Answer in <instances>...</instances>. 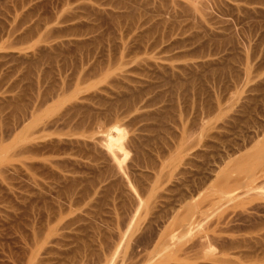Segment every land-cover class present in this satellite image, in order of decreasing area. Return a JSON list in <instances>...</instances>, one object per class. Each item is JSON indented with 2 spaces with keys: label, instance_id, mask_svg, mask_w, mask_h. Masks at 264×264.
<instances>
[{
  "label": "rangeland",
  "instance_id": "374dc122",
  "mask_svg": "<svg viewBox=\"0 0 264 264\" xmlns=\"http://www.w3.org/2000/svg\"><path fill=\"white\" fill-rule=\"evenodd\" d=\"M33 115L45 138L22 142ZM115 126L120 172L102 145ZM250 187L264 192V0H0V264H264V198L225 199Z\"/></svg>",
  "mask_w": 264,
  "mask_h": 264
},
{
  "label": "bare ground",
  "instance_id": "6f19581e",
  "mask_svg": "<svg viewBox=\"0 0 264 264\" xmlns=\"http://www.w3.org/2000/svg\"><path fill=\"white\" fill-rule=\"evenodd\" d=\"M121 127H122V126H121ZM121 127H116V126H115L113 132H112V131H111V132L109 131L110 133H109V134L106 133L107 136H104V137H105L104 140H103L104 143L102 144V142H101V144L106 148V150H107L109 156H111L112 159L116 162V164H115L114 161H113V163H114L115 165H117V169L119 170V171H117V172H120V171H122V170L125 171V169H123V164L126 163L125 161H127V157H128V155H129V154H128V151H129V150L127 151V149H128V145H129V144L127 145V143L125 144L124 141H123V139L126 138V137H125L126 134L124 133V130H123V129H120ZM21 129H22V131H21V135H20V134H19V135H20V139L22 140V142H27V141H29L30 139H31V141H33V140H36L37 138H40V137L44 140L45 137H44L43 135H41L40 137H39V136L37 137L36 134H38V133H43V134H45L44 132H46V131L48 130V125L45 124V122H43L41 116H39V115H33V116H32V120H31V122H29L28 124H26L25 126H23V128L21 127ZM112 130H113V129H112ZM34 135H36V136H35L36 138H33ZM59 135H60V134H59ZM124 137H125V138H124ZM61 139H62V137H61ZM100 139H101V138H100ZM102 139H103V138H102ZM127 139H128V138H127ZM38 140H39V139H38ZM63 140H64V139H63ZM36 141H37V140H36ZM54 141H55V140H54ZM54 141H53V143H54ZM132 141H133V139H132ZM40 142H42V141H40ZM34 143H35V142H34ZM44 143H46V142H44ZM47 143H48V142H47ZM27 144H28V143H27ZM38 144L40 145V143H38ZM59 144H60V143H59ZM25 145H26V143H25ZM43 145H44V144H43ZM47 146H48V144H47ZM130 146H131V145H129V147H130ZM26 147H27V146H26ZM34 147H35V146H34ZM104 147H103V148H104ZM132 147H134V145H133ZM140 147H141V146H140ZM35 148H36V147H35ZM38 148H39V147H38ZM47 148H48V147H47ZM105 148H104V149H105ZM142 148H143V147H141V149H142ZM189 148H190V147H189ZM27 149H29V148H27ZM40 149H41V148H40ZM44 149H45V148H44ZM136 149H138V148H136ZM141 149H140V150H141ZM29 150H30V149H29ZM32 150H33V149H32ZM35 150H36V149H35ZM58 150H59V149H58ZM186 150H187V149H186ZM188 150H189V149H188ZM27 151H28V150H26V152H27ZM30 151H31V150H30ZM41 151H44V150H41ZM46 151H47V150H46ZM130 151H131V150H130ZM136 151H137V150H136ZM143 151L146 152V150H143ZM143 151H142V152H143ZM181 151H182V150H181ZM49 152H50V151H49ZM57 152H58V151H57ZM57 152H56V153H57ZM137 152H138V151H137ZM182 152H183V151H182ZM184 152H185V151H184ZM30 153H31V152H30ZM37 153H39V152H37ZM47 153H48V152H47ZM50 153H51V152H50ZM138 153H139V152H138ZM138 153H137V154H138ZM260 153H262V152H260ZM39 154H40V153H39ZM45 154H46V153H45ZM54 154H55V152H54ZM139 154H140V153H139ZM184 154H185V153H184ZM255 154H256V153H255ZM255 154H254L253 156H254V157H257L258 154H257L256 156H255ZM35 155H36V154H35ZM56 155H57V154H56ZM58 155H59V154H58ZM134 155H135V154H134ZM182 155H183V154H182ZM259 155H261V154H259ZM39 156H40V155H39ZM141 156H142V155H141ZM131 157H132V156H131ZM150 157H151V155H150ZM250 157H251V156H250ZM254 157H253V159H255ZM139 158H140V157H139ZM141 158H143V156H142ZM260 158H261V159L255 163V168H253V169H250V168H249L250 170H249V171L247 170V171L251 174L250 177H254V176L256 175V173H257L258 170L261 171L260 168H261V166H262V165H261V164H262L261 161H262V158H263V157H260ZM129 159H130V158H129ZM129 159H128V160H129ZM137 159H138V158H137ZM137 159H136V160H137ZM143 159H146V158H143ZM151 159H152V158H151ZM153 159H154V158H153ZM172 159H173V158H172ZM244 159H245V158H244ZM63 160H64V159H63ZM131 160H132V159H131ZM146 160H148V159H146ZM149 160H150V159H149ZM249 160H250V159H249ZM50 161H52V160H50ZM53 161H54V160H53ZM56 161H58V160H56ZM70 161H71V160H70ZM73 161H75V160H73ZM134 161H135V160H134ZM137 161H139V160H137ZM143 161H145V160H143ZM152 161H154V160H152ZM189 161H190V160H189ZM68 162H69V161H68ZM131 162H132V161H131ZM191 162H192V161H191ZM243 162H244V161H243ZM52 163H53V162H52ZM66 163H67V161H66ZM80 163H81V162H80ZM141 163H142V162H141ZM141 163H140V164H141ZM149 163H151V162L149 161ZM152 163H153V162H152ZM152 163H151V164H152ZM184 163H185V161H184ZM184 163H183V164H184ZM188 163H189V162H188ZM244 163H245V162H244ZM248 163H249V162H248ZM27 164H28V163H27ZM49 164H50V163H49ZM127 164H129V163H127ZM137 164H138V163H137ZM140 164H139V165H140ZM146 164H147V163H146ZM158 164H159V163H158ZM191 164H192V163H191ZM240 164H241V162H240ZM250 164H251V163H250ZM250 164H249V165H250ZM47 165H48V164H47ZM54 165H56V164L54 163ZM54 165L52 164L53 167H55ZM58 165H59V164H58ZM58 165H56V166H58ZM73 165H74V164H73ZM130 165H131V164H130ZM139 165H138V166H139ZM189 165H190V164H189ZM245 165H247V164H245ZM249 165H248V166H249ZM25 166H26V165H25ZM50 166H51V165H50ZM50 166H49V167H50ZM66 166H67V165H66ZM75 166H76V165H75ZM142 166H143V163H142ZM145 166H146V165H145ZM161 166H163V165H161ZM184 166H185V165H184ZM192 166H193V165H192ZM192 166H191V167H192ZM238 166L241 167L242 165H238ZM78 167H80V166H78ZM114 167H116V166H114ZM149 167H151V166H149ZM155 167H156V166H155ZM157 167H158V166H157ZM157 167H156V168H157ZM165 167H166V166H165ZM186 167H187V166H186ZM189 167H190V166H189ZM189 167H188V168H189ZM243 167H244V166H243ZM243 167H242V169H244ZM27 168H28V167H27ZM56 168H57V167H56ZM59 168H61V167L59 166ZM59 168H57V169L60 170ZM69 168H70V167H69ZM75 168H76V167H75ZM126 168H127V167H126ZM133 168H134V167H133ZM136 168H137V167H136ZM138 168H139V167H138ZM138 168H137V169H138ZM156 168H155V169H156ZM181 168H182V167H180V169H179L180 171H181ZM233 168H235V166H234ZM31 169H32V167H31ZM31 169H30V170H31ZM63 169H65V168L63 167ZM67 169H68V168H67ZM117 169H116V170H117ZM127 169H128V168H127ZM146 169H147V168H146ZM152 169H153V168H152ZM237 169H238V168H237ZM239 169H240V168H239ZM257 169H258V170H257ZM68 170H69V169H68ZM68 170H67V171H68ZM134 170H135V169H134ZM141 170H143V169H141ZM186 170H187V169H186ZM192 170H193V169H192ZM235 170H236V169H235ZM240 170H241V169H240ZM240 170H239V171H240ZM256 170H257V171H256ZM75 171H76V170H75ZM77 171H78V170H77ZM128 171H129V170H128ZM138 171H139V170H138ZM138 171H137V173H138ZM167 171H168V170H167ZM187 171H188V170H187ZM189 171H190V170H189ZM193 171H194V170H193ZM239 171H238V172H239ZM24 172H25V171H24ZM64 172H66V170H65ZM130 172H131V171H130ZM159 172H160V171H159ZM159 172H157V173H159ZM178 172H179V171H178ZM185 172H186V171H185ZM191 172H192V171H191ZM58 173H59V172H58ZM74 173H75V172H74ZM79 173H80V172H79ZM127 173H128V172H127ZM161 173H162V172H161ZM193 173H194V172H193ZM243 173H244V172H243ZM23 174H24V173H23ZM25 174H26V173H25ZM72 174H73V173H72ZM128 174H129V173H128ZM132 174H133V173H132ZM132 174H131V175H132ZM139 174H140V173H139ZM145 174H146V173H145ZM179 174H180V173H179ZM179 174H178V175H179ZM189 174H191V173H189ZM36 175H37V172H36ZM53 175H54V174H53ZM57 175H59V174H57ZM79 175H80V174H79ZM79 175H78V176H79ZM118 175H120V174H118ZM122 175H123V174H122ZM131 175H130V176H131ZM140 175H142V174H140ZM140 175L138 176L137 179L140 178ZM143 175H144V174H143ZM165 175H166V174H165ZM184 175H186V174H184ZM226 175H228V177H229V175L231 176L232 174H226ZM226 175H225V176H226ZM257 175H259V174H257ZM23 176H24V175H23ZM127 176H128V175H127ZM130 176H129V177H130ZM134 176H135V174H134ZM146 176H147V177L150 176V173H149L148 175H146ZM146 176H143V177H146ZM151 176H152V175H151ZM153 176H154V175H153ZM153 176H152V177H153ZM163 176H164V175H163ZM176 176H177V174H176ZM181 176H182V175H181ZM232 176H233V175H232ZM242 176H243V175H242ZM50 177H51V176H50ZM50 177H49V178H50ZM52 177H53V176H52ZM80 177H81V175H80ZM118 177H119V176H118ZM121 177H125V176H121ZM121 177H120V178H121ZM131 177H132V176H131ZM131 177H130V178H131ZM143 177H141V179H142ZM157 177H158V176H157ZM168 177H169V176H168ZM174 177H175V176H174ZM184 177H185V176H184ZM192 177H193V176H192ZM222 177H223V176H222ZM60 178H61V177H60ZM66 178H67V177H66ZM74 178H75V177H74ZM120 178H119V179H120ZM135 178H136V177H135ZM150 178H151V177H150ZM153 178H154V177H153ZM186 178H188V177H186ZM189 178H190V177H189ZM226 178H227V177H226ZM238 178H240V177H238ZM29 179H30V178H29ZM29 179H28V180H29ZM51 179H52V178H51ZM57 179H58V178H57ZM76 179H79V178H76ZM96 179H98V178H96ZM107 179H108V176H107ZM122 179H123V178H122ZM122 179H121V182H122V181H125V180H122ZM145 179H146V178H145ZM147 179H148V178H147ZM233 179H234V178H233ZM242 179H243V178H242ZM34 180H35V179H34ZM98 180H99V179H98ZM154 180H155V179H154ZM178 180H179V178H178ZM182 180H183V179H182ZM191 180H192V179H191ZM191 180H190V182H191ZM197 180H198V179H196V182H198ZM237 180H238V179H237ZM53 181H54V180H53ZM77 181H79V180H77ZM100 181H101V180H100ZM135 181H136V179H135ZM141 181H142V180H141ZM141 181H140V182H141ZM146 181H147V180H146ZM155 181H156V180H155ZM155 181H154V182H155ZM192 181H194V180H192ZM225 181H226V180H225ZM225 181H224V182H225ZM248 181H249V180H248ZM34 182H35V181H34ZM36 182H37V181H36ZM56 182H57V181H56ZM75 182H76V181H75ZM94 182H95V180H94ZM97 182H98V181H97ZM97 182H96V183H97ZM105 182H106V181H105ZM130 182H132V181H130ZM137 182H138V181H137ZM163 182H164V181H163ZM179 182H181V180H180ZM206 182H207V180H206ZM221 182H222V181H221ZM237 182H238V181H237ZM250 182H251V181H250ZM92 183H93V182H92ZM110 183H111V182H110ZM125 183H126V181H125ZM133 183H134V182H133ZM135 183H136V182H135ZM146 183H147V182H146ZM146 183H145V184H146ZM182 183H183V181H182ZM211 183H212V182H211ZM218 183H219V182H218ZM242 183H244V182H242ZM242 183H241V184H242ZM34 184H35V183H34ZM47 184H48V183H47ZM123 184H124V182H123ZM138 184L140 185L139 182L137 183V185H138ZM141 184H142V182H141ZM151 184H152V183H151ZM159 184H160V183H159ZM188 184H189V183H188ZM191 184H192V183H191ZM193 184H194V183H193ZM203 184H204V183H203ZM241 184H240V185H241ZM24 185H25V184H24ZM93 185H94V184H93ZM108 185H109V184H107L106 186H108ZM110 185H111V184H110ZM116 185H117V184H116ZM131 185H132V184H131ZM147 185H148V184H147ZM175 185H176V184H175ZM91 186H92V184H91ZM101 186H102V185H101ZM184 186H185V185H184ZM225 186H226V185H225ZM229 186H230V185H229ZM237 186H238V185H237ZM247 186H249V185H247ZM24 187H25V186H24ZM93 187L96 188L97 186H96V187H95V186H92V188H93ZM109 187H110V186H109ZM109 187H108V188H109ZM124 187H125V186H124ZM129 187H130V185H129ZM129 187H128V188H129ZM136 187H137V186H136ZM136 187H135V189H136ZM139 187H140V186H139ZM139 187H138V188H139ZM157 187H158V186H157ZM185 187H187V186H185ZM188 187H189V186H188ZM190 187H191V186H190ZM192 187H193V186H192ZM194 187H195V186H194ZM239 187H240V186H239ZM257 187H258V186H257ZM257 187H250L249 189H246V190H244V191H242V192H239V193H236V194H233V193H235V192H232L233 190L230 191V192L225 191L226 193L229 194V196H228V194H227V197L225 198V199L228 200V201H226V202L228 203V202L232 201V202L235 204L236 201H240L241 203H245L246 201H251V200H252V201H251V203H252L254 199H258V198H259V199H262V198H264V192H263V191H257V190H258ZM92 188H89V189L91 190ZM94 188H93V189H94ZM108 188H107V189H108ZM133 188H134V187H133ZM150 188H151V187H150ZM182 188H183V187H182ZM198 188H199V187H198ZM202 188H203V187H202ZM226 188H227V187H225V189H226ZM116 189H117V188H116ZM142 189H143V187H142ZM144 189H145V186H144ZM147 189H148V188H147ZM180 189H181V188H180ZM180 189H179V190H180ZM184 189H185V188H184ZM90 190H88V191H90ZM98 190H99V188H98ZM102 190H103V189H102ZM105 190H106V189H105ZM127 190H128V189H127ZM131 190H132V188H131ZM131 190H130V191H131ZM138 190L140 191L141 188L138 189ZM145 190H146V189H145ZM168 190H169V189H168ZM192 190H193V188H192ZM195 190H196V189H195ZM91 191H94V190H91ZM116 191H117V190H116ZM128 191H129V190H128ZM139 191H138V192H139ZM153 191H154V190H153ZM170 191H171V189H170ZM173 191H174V190H173ZM176 191H177V189H176ZM212 191H213V190H212ZM131 192H132V191H131ZM142 192H143V191H142ZM163 192H164V191H163ZM179 192H180V191H179ZM181 192H183V191H181ZM184 192H185V190H184ZM209 192H210V191H209ZM213 192H214V191H213ZM231 192H232V193H231ZM90 193H91V192H90ZM92 193H93V192H92ZM132 193H133V192H132ZM134 193H135V192H134ZM139 193H140V192H139ZM145 193H146V192H145ZM160 193H161V192H160ZM160 193H159V194H160ZM169 193H170V192H169ZM191 193H194V192H191ZM191 193H190V194H191ZM210 193H212V192H210ZM220 193H221V192H220ZM220 193H219L218 195H220ZM230 193H231V194H230ZM97 194H98V193H97ZM97 194H96V195H97ZM141 194H142V193H141ZM163 194H166V193H163ZM175 194H176V193H175ZM177 194H178V192H177ZM183 194H184V193H183ZM86 195H87V194H86ZM94 195H95V194H94ZM98 195H99V194H98ZM144 195H145V194H144ZM147 195H149V194L147 193ZM160 195L162 196V194H160ZM169 195H170V194H169ZM186 195H188V194H186ZM221 195H222V194H221ZM91 196H92V195H91ZM116 196H117V194H116ZM132 196H133V194H132ZM138 196L140 197L139 194H138ZM156 196H157V195H156ZM180 196H181V195H180ZM180 196H179V197H180ZM197 196H198V195H197ZM202 196H203V195H202ZM87 197H88V195H87ZM89 197H90V196H89ZM143 197H144V196H143ZM143 197H142V198H143ZM167 197H168V195H167ZM171 197H172V196H171ZM173 197H174V196H173ZM173 197H172V198H173ZM185 197H186V196H185ZM187 197H188V196H187ZM133 198H134V197H133ZM142 198H141V199H142ZM162 198H163V197H162ZM164 198H166L165 195H164ZM182 198H183V197H182ZM210 198H211V197H210ZM210 198H208V199H210ZM139 199H140V198H139ZM141 199H140V201H141ZM155 199H156V198H155ZM159 199H160V198H159ZM177 199H178V198H177ZM180 199H181V198H180ZM187 199H189V198H187ZM220 199H221V198H220ZM220 199H219V200H220ZM94 200H95V198H94ZM100 200H102V199H100ZM165 200H166V199H165ZM170 200H171V199H170ZM205 200H207V199H205ZM219 200H218V201H219ZM221 200H222V199H221ZM90 201H91V200H90ZM102 201H103V200H102ZM116 201H117V200H116ZM137 201H138V200H137ZM174 201H175V200H174ZM191 201H193V200H191ZM234 201H235V202H234ZM95 202H96V201H95ZM118 202H119V201H118ZM134 202H136V201H134ZM158 202H159V201H158ZM185 202H186V201H185ZM207 202H208V201H207ZM232 202H231V203H232ZM93 203H94V202H93ZM100 203H101V202H100ZM136 203H137V202H136ZM136 203H135V204H136ZM143 203H144V202H143ZM152 203H153V201H152ZM155 203H157V202H155ZM176 203H177V202H176ZM176 203H174V204H176ZM181 203H182V201H181ZM189 203H190V202H189ZM191 203H192V204H191ZM191 203H190V206H189L187 203H185V204L188 205V207L191 208V209H190L191 212L194 213V212H195L194 210H196V209H193V207H194V208L196 207V206H195V202H191ZM210 203H211V202H210ZM227 203H226V205H227ZM233 203H232V204H233ZM236 203H237V202H236ZM255 203H256V202H255ZM68 204H69V202H68ZM96 204H97V203H96ZM96 204H95V206H97ZM132 204H133V203H132ZM144 204H145V203H144ZM144 204L142 205V208H144L146 212H147L148 210L150 211V209H151V207H150L151 204H146V205H144ZM160 204H161V203H160ZM162 204L164 205V203H162ZM166 204L168 205V203H166ZM169 204H171V203L169 202ZM174 204H173V205H174ZM207 204H209V203H207ZM215 204H216V203H215ZM248 204H249V202H248ZM253 204H254V203H253ZM63 205H64V204H63ZM89 205H92V203L89 202ZM117 205H118V204H117ZM121 205H122V204H121ZM140 205H141V203H140ZM140 205H139V206H140ZM154 205H155V204H154ZM158 205H159V204H158ZM177 205H178V204H177ZM182 205L184 206V204H182ZM205 205H206V204H205ZM223 205H224V203H223ZM230 205H231V204H230ZM251 205H252V204H251ZM254 205H255V204H254ZM254 205H253V206H254ZM258 205H259V204H258ZM171 206H172V205H171ZM175 206H176V205H174V208H175ZM210 206H211V205H210ZM219 206H220V204H219ZM224 206H225V205H224ZM227 206H228V205H227ZM235 206L237 207V205H235ZM71 207H72V206H71ZM88 207L91 208L92 206H88ZM121 207H122V206H120V208H121ZM132 207H133V206H132ZM153 207H154V206H153ZM184 207H185V206H184ZM222 207H223V206H221L220 209H223ZM236 207H235V208H236ZM240 207H241V206H240ZM57 208H58V207H57ZM93 208H94V207H93ZM95 208H96V207H95ZM115 208H116V207H115ZM115 208H114V209H115ZM137 208H138V207H137ZM163 208H164V207H163ZM166 208H167V207H166ZM171 208H172V207H171ZM214 208H215V207H214ZM232 208H233V207H232ZM243 208H244V207H243ZM52 209H53V208H52ZM117 209H118V208H117ZM130 209H131V208H130ZM134 209H135V208H134ZM169 209H170V208H169ZM179 209H180V208H179ZM212 209H213V208H212ZM218 209H219V208H218ZM224 209H225V207H224ZM246 209H247V208H246ZM249 209H250V208H249ZM53 210H54V209H53ZM84 210H85V209H84ZM84 210H83V211H84ZM95 210H97V209H95ZM95 210H94V211H95ZM112 210H113V209H112ZM115 210H116V209H115ZM138 210H139V209H138ZM164 210H165V209H164ZM172 210H173V208H172ZM190 210H188V211L190 212ZM200 210H201V209H200ZM214 210H215V209H213V211H214ZM233 210H234V209H233ZM253 210H254V209H253ZM54 211H55V210H54ZM67 211H68V210H67ZM67 211H66V212H67ZM70 211H71V210H70ZM86 211H87V208H86ZM86 211H84V212H86ZM91 211H93V209H92ZM99 211H101V210H99ZM151 211H152V210H151ZM153 211H154V210H153ZM153 211H152V212H153ZM178 211H179V210H178ZM178 211H177L176 213H178ZM185 211H186V210L184 209V211L181 212V214H182L183 216L185 215V214H184ZM217 211H218V210H217ZM217 211H215V212L217 213ZM52 212H53V211H52ZM63 212H64V211H62V213H63ZM66 212H65V214H66ZM112 212H113V211H112ZM117 212H118V211H117ZM123 212H124V211H123ZM135 212H136V211H135ZM137 212H138V211H137ZM139 212H140V211H139ZM142 212H144V211H142ZM154 212H157V210L154 211ZM158 212H159V211H158ZM165 212H166V211H165ZM168 212H169V211H168ZM186 212H187V211H186ZM199 212H200V211H199ZM219 212H221V211H219ZM236 212H237V211H236ZM250 212H251V211H250ZM250 212H249V213H250ZM256 212H257V211H256ZM55 213H56V212H55ZM80 213H81V212H80ZM91 213H92V212H91ZM101 213H102V211H101ZM126 213H127V212H126ZM131 213H132V211H131ZM166 213H167V212H166ZM173 213H175V212L173 211ZM197 213H198V212H197ZM230 213H231V212H230ZM238 213H239V212H238ZM249 213H248V214H249ZM251 213H252V212H251ZM257 213H258V212H257ZM87 214H88V213H87ZM93 214H94V212H93ZM95 214H96V213H95ZM113 214H114V213H113ZM116 214H117V213H116ZM116 214H115V215H116ZM118 214H119V213H118ZM136 214H138V213H136ZM142 214H143V213H142ZM151 214H152V213H151ZM153 214H155V213H153ZM168 214H169V213H168ZM170 214H171V213H170ZM186 214H187V213H186ZM190 214H191V213H190ZM198 214H199V213H198ZM200 214H201V213H200ZM203 214H205V213H203ZM209 214H211V212H210ZM209 214H207V215H209ZM212 214H213V213H212ZM236 214H237V213H236ZM252 214H253V213H252ZM48 215H49V214H48ZM50 215H51V214H50ZM52 215H53V214H52ZM89 215H90V214H89ZM176 215H177V214H176ZM188 215H189V214H188ZM207 215H206V216H207ZM214 215H215V214H214ZM216 215H217V214H216ZM216 215H215V217H216ZM241 215H242V214H241ZM55 216H56V215H55ZM55 216H54V217H55ZM80 216H81V218H82V215H80ZM119 216H120V214H119ZM135 216H136V215H135ZM154 216H155V215H154ZM156 216H157V214H156ZM156 216H155V217H156ZM168 216H169V215H168ZM249 216H250V215H249ZM255 216H257V215H255ZM59 217H60V216H59ZM71 217H73V216H71ZM74 217H75V216H74ZM85 217H86V216H85ZM97 217H99V216H97ZM97 217H96V218H97ZM132 217H133V216H132ZM161 217H163V216H161ZM169 217H170V216H169ZM175 217H176V216H175ZM175 217L173 218L174 220H176ZM179 217H180V216H179ZM193 217H194V216H193ZM204 217H205V216H204ZM208 217L211 218L212 216L209 215ZM253 217H254V215H253ZM56 218H57V217H56ZM78 218H79V217H78ZM83 218H84V217H83ZM87 218H88V217H87ZM91 218H92V215H91ZM94 218H95V217H94ZM126 218H128V217H126ZM151 218H152V217H151ZM157 218H159V217H157ZM196 218H197V217H196ZM196 218H195V219H196ZM200 218H201V217H199L198 220H199ZM205 218H206V217H205ZM205 218L203 219L204 222H205ZM213 218H214V217H213ZM216 218H217V217H216ZM239 218H240V217H239ZM241 218H243V217H241ZM251 218H252V217H251ZM49 219H50V218H49ZM70 219H71V218H70ZM79 219H80V218H79ZM79 219H78V220H79ZM88 219H89V218H88ZM98 219H99V218H98ZM102 219H103V217H102ZM133 219H135V217H134ZM166 219H167V218H166ZM171 219H172V218H171ZM191 219H192V218H191ZM195 219H194V221H195ZM211 219H212V218H211ZM214 219H215V218H214ZM226 219H227V218H226ZM226 219H224V221H225ZM229 219H230V218H229ZM231 219H232V218H231ZM246 219H247V218H246ZM254 219H255V218H254ZM51 220H52V219H51ZM51 220H50V221H51ZM67 220H68V219H67ZM72 220H73V219H72ZM81 220H82V219H81ZM96 220H97V219H96ZM103 220H104V219H103ZM146 220H147V219H146ZM236 220H237V217H236ZM244 220H245V219H244ZM47 221H48V220H47ZM50 221H49V223H53V222H54V221H53V222H50ZM76 221H77V220H76ZM124 221H127V220L125 219ZM134 221H135V220H134ZM157 221H158V220H157ZM194 221H193V222H194ZM208 221H209V220H208ZM211 221H212V220H211ZM238 221H239V220H238ZM247 221H248V220H245V222H247ZM249 221H250V218H249ZM249 221H248V222H249ZM74 222H75V221H74ZM74 222H73V223H74ZM77 222H78V221H77ZM77 222H76V226L78 225ZM79 222H80V221H79ZM88 222H89V221H88ZM97 222H98V221H97ZM99 222H101V221L99 220ZM102 222H103V221H102ZM159 222H160V221H159ZM159 222H158L157 224H159ZM165 222H166V221H165ZM168 222H169V221H168ZM174 222H175V221H174ZM198 222H199V224H200V221H198ZM202 222H203V221H202ZM209 222H210V221H209ZM227 222H228V221H227ZM229 222H230V221H229ZM67 223H68V221H67ZM67 223H65L64 225H66ZM69 223H70V222H69ZM84 223H85V222H84ZM95 223H96V222H95ZM131 223H132V222H131ZM154 223H156V221H155ZM160 223H161V222H160ZM210 223H211V222H210ZM223 223H224V222H223ZM241 223H242V222H241ZM249 223H251V222H249ZM256 223H257V222H256ZM59 224H60V223H59ZM71 224H72V222H71ZM86 224H87V221H86ZM88 224H89V223H88ZM98 224H99V223H98ZM98 224H97V225H98ZM127 224H129V222H128ZM127 224H126V225H127ZM133 224H134V223H133ZM157 224H156V225H157ZM167 224L170 225L169 223H167ZM204 224H206V223H204ZM204 224H202V226H207V225H204ZM231 224H232V223H231ZM239 224H240V223H239ZM246 224H247V223H246ZM251 224H252V223H251ZM251 224H250V226H251ZM259 224H260V223H259ZM73 225H74V224H73ZM80 225H81V227H82V222H80ZM131 225H132V224H131ZM152 225H153V224H152ZM196 225H197V224H196ZM222 225H223V224H222ZM222 225H221V226H222ZM240 225H241V224H240ZM254 225H255V224H254ZM68 226H69V225H68ZM76 226H74V227H76ZM133 226H134V225H133ZM141 226H142V225H141ZM161 226H162V225H161ZM187 226H188V225H187ZM198 226H199V225H198ZM198 226H197V229H195V231H197L198 229L202 228V227H200V226H199V228H198ZM237 226H238V223H237ZM252 226H253V224H252ZM252 226H251V227H252ZM257 226H258V225H257ZM257 226H255V228H256ZM61 227H62V225H61ZM64 227H67V226H64ZM71 227L73 228L72 225H71ZM84 227H86L85 224L83 225V228H84ZM87 227H88V226H87ZM97 227H98V226H97ZM136 227H137V226H136ZM144 227H145V226H144ZM146 227H147V226H146ZM155 227H156V226H155ZM167 227H169V226H167ZM188 227H189V226H188ZM56 228H57V227H56ZM56 228H55V229H56ZM62 228H63V227H62ZM78 228H79V227H78ZM83 228H82V229H83ZM92 228H93V227H92ZM130 228H131V227H130ZM158 228H159V227H158ZM170 228H172V227H170ZM175 228L178 229L177 226H176ZM185 228L187 229L186 226H185ZM185 228H184V229H185ZM204 228H205V227H204ZM204 228H203L202 230H204ZM206 228H207V227H206ZM209 228H211V227H209ZM216 228H217V225H216ZM219 228H220V227H219ZM232 228H233V227H232ZM245 228H246V227H245ZM66 229H68V228H66ZM66 229H65V230H66ZM69 229H70V228H69ZM73 229H74V228H73ZM75 229H76V228H75ZM75 229H74V230H75ZM90 229H91V228H90ZM93 229H94V228H93ZM97 229H98V228H97ZM131 229H132V228H131ZM186 229H185V230H186ZM189 229H190V227L188 228V230H189ZM207 229H208V228H207ZM234 229H235V228H234ZM238 229H239V228H238ZM259 229H260V228H259ZM259 229H258V230H259ZM262 229H263V228H262ZM56 230H57V229H56ZM59 230H60V229H59ZM63 230H64V229H63ZM74 230H73V231H74ZM100 230H101V229H99V231H100ZM146 230H147V229H146ZM165 230H166V229H165ZM167 230H168V229H167ZM179 230H180V229H179ZM214 230H215V229H214ZM236 230H237V229H236ZM240 230H241V229H239V231H240ZM255 230H256V229H255ZM51 231H52V230H51ZM54 231H55V230H54ZM67 231H68V230H67ZM69 231H71V230H69ZM76 231H77V230H76ZM76 231H75V232H76ZM79 231H81L80 228H79ZM86 231H87V230H86ZM94 231H95V230H94ZM99 231H98V233L101 232V231H100V232H99ZM128 231H131V230H128ZM135 231H136V230H135ZM138 231H139V230H138ZM140 231H141V230H140ZM199 231H200V230H198L197 232H199ZM229 231H230V230H229ZM59 232H60V231H59ZM83 232H84V231H83ZM83 232H82V233H83ZM92 232H93V230H92ZM163 232H165L166 234L168 233L167 231H163ZM185 232H186V231H185ZM190 232H191V231H190ZM190 232H189V233H190ZM193 232H194V231H193ZM201 232H202V231H201ZM215 232H216V231H215ZM222 232H223V229H222ZM231 232H232V231H231ZM244 232H245V230H244ZM246 232L248 233V231H246ZM249 232H251V231H249ZM51 233H52V232H51ZM72 233H74V232H72ZM78 233H79V232H78ZM84 233H85V232H84ZM90 233H91V232H90ZM126 233H127V232H126ZM138 233H139V232H138ZM140 233H141V232H140ZM142 233H143V232H142ZM144 233H145V232H144ZM174 233H175V231L173 232V234H174ZM180 233H181V232H180ZM180 233H178V234H180ZM189 233H188V234H189ZM63 234H64V233H63ZM80 234H81V233H80ZM87 234H88V233H87ZM124 234H125V232H124ZM129 234H130V233H129ZM148 234H149V233H148ZM163 234H164V233H163ZM186 234H187V233H186ZM186 234H185V235H186ZM191 234H192V232H191ZM236 234H237V233H236ZM248 234H249V233H248ZM64 235L66 236V234H64ZM73 235H75V233H74ZM93 235H95V234H93ZM97 235H98V234H97ZM149 235H150V234H149ZM170 235H171V234H170ZM185 235H184V236H185ZM82 236H83V234H82ZM82 236H81V237H82ZM91 236H92V235H91ZM125 236H126V235H125ZM136 236H137V235H136ZM136 236H135V237H136ZM138 236H139V235H138ZM140 236H141V235H140ZM152 236H153V235H152ZM163 236H165V235H163ZM180 236H181V235H180ZM202 236H204V234H203ZM59 237H62V236H59ZM67 237H68V235H67ZM70 237H71V236H70ZM79 237H80V236H79ZM84 237H85V236H84ZM130 237H131V236H130ZM142 237H143V236H142ZM149 237H150V236H149ZM149 237H148V238H149ZM166 237H167V236H166ZM169 237H170V236H169ZM174 237H175V236H173V238H174ZM176 237H177V235H176ZM176 237H175V238H176ZM178 237H179V236H178ZM188 237H190V236H188ZM199 237H201V236H199ZM199 237H198V238H199ZM207 237L209 238V236H207ZM207 237H206V238H207ZM219 237H220V236H219ZM219 237H215V238H219ZM222 237H223V236H222ZM257 237H258V235H257ZM64 238H65V237H64ZM68 238H69V237H68ZM85 238H86V237H85ZM85 238H84V239H85ZM87 238H88V237H87ZM148 238H147V239H148ZM162 238H163V237H162ZM175 238H174V239H175ZM182 238H183V237H182ZM210 238L213 239V237H210ZM215 238H214V239H215ZM223 238H224V237H223ZM226 238H227V236H226ZM255 238H256V237H255ZM255 238H254V239H255ZM71 239H72V238H71ZM78 239H79V238H78ZM78 239L76 238V242H77ZM80 239H81V238H80ZM126 239H127V238H126ZM138 239H140V238L138 237ZM149 239H150V238H149ZM151 239H152V238H151ZM177 239H178V238H177ZM177 239H175V241H176ZM184 239H185V238H184ZM189 239H190V238H189ZM200 239H201V238H200ZM211 239H210L209 241H211ZM224 239H225V238H224ZM239 239H241V238H239ZM248 239H249V238H248ZM81 240H82V239H81ZM124 240H125V239H124ZM132 240H133V242L135 241L134 239H132ZM136 240H137V238H136ZM152 240H154V238H153ZM162 240H163V239H162ZM168 240H169V238H168ZM170 240H171V239H170ZM180 240H181V239H180ZM198 240H199V239H198ZM215 240H216V239H215ZM243 240H244V239H243ZM58 241H59V240H58ZM60 241H61V240H60ZM72 241H73V240H72ZM142 241H143V240H142ZM145 241H146V239H145ZM148 241H149V240H148ZM148 241H146V242H148ZM177 241H178V240H177ZM196 241H197V240H196ZM205 241H206V246H205V243H204L203 240H202V241H199V242L201 243L202 246L204 245V247L206 248L208 242H207V240H205ZM226 241H227V240H226ZM228 241H230V240H228ZM246 241H247V240H246ZM248 241H249V240H248ZM260 241H261V240H260ZM48 242H49V241H48ZM74 242H75V239H74ZM82 242H83V241H82ZM85 242H86V241H85ZM85 242H84V243H85ZM155 242H156V241H155ZM183 242H184V241H183ZM193 242H194V241H193ZM197 242H198V241H197ZM220 242H221V241H220ZM222 242H224V241H222ZM222 242H221V243H222ZM231 242H232V241H231ZM233 242H234V241H233ZM233 242H232V243H233ZM242 242H243V241H242ZM249 242H250V241H249ZM249 242H248V243H249ZM58 243H59V242H58ZM77 243H79V240H78ZM77 243H76V244H77ZM84 243H83L82 245H84ZM124 243H125V242H124ZM142 243H143V242H142ZM191 243H192V242H191ZM194 243H195V242H194ZM200 243H199V244H200ZM209 243H210V242H209ZM211 243H212V242H211ZM214 243H215V242H214ZM218 243H219V242H218ZM227 243H228V242H227ZM79 244H81V243H79ZM86 244H89L88 241L86 242ZM136 244H137V243H136ZM147 244H148V243H146L145 245H142V246L145 247ZM152 244H153V243H152ZM168 244H169V243H168ZM180 244H182V241H181ZM197 244H198V243H197ZM240 244H241V243H240ZM256 244H257V243H256ZM122 245H123V244H122ZM131 245H134V244L132 243ZM148 245H149V244H148ZM148 245H147V246H148ZM178 245H179V244H178ZM191 245H193V244H191ZM201 245H200V246H201ZM220 245H221V244H220ZM84 246H85V245H84ZM118 246H120V244H119ZM123 246L125 247V245H123ZM123 246H122V248H123ZM140 246H141V245H140ZM142 246H141V247H142ZM163 246H164V245H163ZM184 246H185V244H184ZM198 246H199V245H198ZM242 246H243V245H242ZM245 246H247V245H244V247H245ZM75 247H76V249H77V246H75ZM80 247H81V245H80ZM82 247H83V246H82ZM85 247L87 248V246H85ZM88 247H91V246L89 245ZM138 247H139V246H138ZM149 247H150V246H149ZM172 247H173V246H172ZM185 247H186V246H185ZM195 247H196V246H195ZM225 247H226V246H225ZM228 247H229V246H228ZM228 247H227V248H228ZM234 247H235V246H234ZM234 247H232V248H234ZM78 248H79V247H78ZM83 248H84V247H83ZM120 248H121V247H120ZM120 248H119V250H120ZM146 248H147V247H146ZM190 248H191V247H190ZM192 248H193V247H192ZM201 248H202V247H201ZM222 248H223V247H222ZM232 248H231V245H230V250H231ZM235 248H236V247H235ZM235 248H234V249H235ZM73 249H74V248H73ZM73 249H72V252L74 251ZM76 249H75V250H76ZM81 249H82V248H81ZM88 249H89V248H88ZM131 249L133 250V248H131ZM131 249H130V250H131ZM178 249H179V248H178ZM188 249H189V248H188ZM223 249H224V248H223ZM90 250H91V248H90ZM121 250H122V249H121ZM138 250H139V249H138ZM85 251H86V249H84L83 252H85ZM91 251H92V250H91ZM91 251H90V253H91ZM162 251H163V250H162ZM183 251H187V250L183 249ZM88 252H89V250H88ZM120 252H121V251H120ZM124 252H125V251H124ZM129 252H130V251H129ZM139 252H140V251H139ZM73 253H74V252H73ZM79 253H80V252H79ZM114 253H115V252H114ZM131 253H132V251H131ZM136 253H137V252H136ZM136 253H135V256H136ZM144 253H145V252H144ZM148 253H149V252H148ZM165 253H166V252H165ZM181 253H182V252H181ZM77 254H78V252H77ZM82 254H83V253H82ZM84 254H85V253H84ZM84 254H83V255H84ZM120 254H122V253H120ZM120 254L116 255L115 257L119 256ZM139 254H140V253H139ZM139 254H138V255H139ZM162 254H163V253H162ZM183 254L185 255L184 252H183ZM85 255H86V254H85ZM133 255H134V254H133ZM107 256H108V255H107ZM121 256H122V255H121ZM154 256H158V257H159L160 255H154ZM78 257H79V256H78ZM78 257H77V258H78ZM82 257H83V256H82ZM122 257H123V256H122ZM122 257L119 256V258H121V260H123ZM129 257H130V255H129ZM139 257H140V256H139ZM145 257H146V256H145ZM150 257H151V256H150ZM161 257H162V256H161ZM163 257H164V256H163ZM163 257H162V258H163ZM185 257H186V256H185ZM75 258H76V257H75ZM127 258H128V257H127ZM131 258H132V257H131ZM135 258H136V257H135ZM141 258H142V256H141ZM182 258H183V257H182ZM80 259H81V258H80ZM80 259H77V260L80 261ZM82 259H84V258H82ZM112 259H113V257H112ZM139 259H140V258H139ZM143 259H144V258H143ZM154 259H155V257H154ZM113 260H115V259H113ZM118 260L121 261L120 259H118ZM129 260H130V259H129ZM150 260H151V258H150ZM161 260H162V259H161ZM185 260H186V258H185ZM82 261H83V260H82ZM109 261H110V260H109ZM151 261H152V260H151ZM151 261H149V262L151 263ZM159 261H160V259H159ZM159 261H158V262H159ZM80 262H81V261H80ZM83 262H84V261H83ZM112 262H113V261H112ZM115 262H117V261L115 260ZM144 262H146V260H145ZM77 263H79V262H77ZM119 263H121V262H119ZM122 263H123V262H122ZM147 263H148V262H147ZM147 263H146V264H147ZM150 263H149V264H150ZM156 263H157V262H156ZM176 263H177V261H176ZM176 263H175V264H176ZM79 264H80V263H79ZM116 264H117V263H116ZM157 264H158V263H157ZM159 264H163V263L160 262ZM165 264H166V262H165ZM167 264H168V263H167Z\"/></svg>",
  "mask_w": 264,
  "mask_h": 264
}]
</instances>
